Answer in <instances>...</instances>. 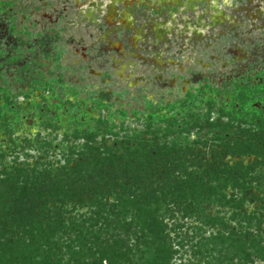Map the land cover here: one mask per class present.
Here are the masks:
<instances>
[{
	"label": "trees",
	"instance_id": "obj_1",
	"mask_svg": "<svg viewBox=\"0 0 264 264\" xmlns=\"http://www.w3.org/2000/svg\"><path fill=\"white\" fill-rule=\"evenodd\" d=\"M1 13L12 42L0 67L17 69L27 98L49 92L29 105L41 119L54 112L67 144L56 161L46 152L6 161L22 143L0 139V264H264V68L121 107L114 91L80 98L61 71L62 51L51 55L54 38H14L13 17ZM36 44L54 59L48 76ZM24 45L33 59L20 64ZM0 93V131L11 134L23 107L8 85ZM188 250V262L177 261Z\"/></svg>",
	"mask_w": 264,
	"mask_h": 264
},
{
	"label": "crops",
	"instance_id": "obj_2",
	"mask_svg": "<svg viewBox=\"0 0 264 264\" xmlns=\"http://www.w3.org/2000/svg\"><path fill=\"white\" fill-rule=\"evenodd\" d=\"M38 1H40V5L31 8L27 1L22 2L18 6L14 0H0V8L6 12L4 13L7 15L6 17H13L15 25L13 37L21 36V40L26 41L28 34L31 33L32 42L37 43L39 39L52 36L54 40L52 44L53 53L51 55L53 56L57 51H62L60 60L61 71L65 72L67 83L78 89L79 87L83 88V91L88 93L86 97H89L91 93H98L102 90L114 91L117 93L116 101L118 106L121 107H127L128 104H132V100H136V103L142 100L144 105L145 100L151 101L152 99H147L142 87L138 88L139 92H136L137 88L133 87L134 89L132 90L129 86L113 88V84L110 83L113 78V73L110 71L111 68L116 67L117 71L114 74L122 77L125 83L132 78L137 80L139 77L135 76L136 63L140 60H146V54L143 52L150 50V48L155 51L157 46L161 44L165 49H169L173 35L181 36L186 41L206 44L209 41L207 34L211 28L220 30L215 37L217 39L218 36L228 35V32H237V28L242 25V21L237 14L240 8L236 6L234 0ZM245 1L247 2L246 16L252 20L264 22V0ZM203 2L206 3V7L200 10V5ZM7 3H10V5ZM227 7H232L233 10L229 11ZM160 9L168 11L169 17L158 19L157 14L160 13ZM166 11H163V13ZM176 11L182 12L181 18L178 17ZM189 11L194 12L196 15L198 14L196 20L190 17ZM205 14H208L209 20L202 19ZM2 15L1 13L0 52L7 43L9 45L12 42V36L9 34L6 22L1 18ZM177 18L178 20H176ZM177 21L179 22L176 23ZM95 45L99 47L98 52L92 54L91 47ZM27 49L32 53L33 48L30 49L27 45L20 48V54H23L25 59L20 64H24L25 61L27 62L32 58V55L27 57L25 54ZM33 50H35L33 57L41 65L39 66V71L48 76L50 70L56 68L54 59L44 53V51H40L37 44ZM14 51L15 49L12 52L15 53ZM155 53L151 60L157 63L158 61L156 60H158L159 55ZM239 54L240 61L248 62L244 51H239ZM72 55H80V58L74 57L72 59L70 57ZM231 55L233 57L231 61L233 62L234 59H237V54L233 53ZM178 57L176 54L168 56L165 65H178ZM94 61H104L106 65L98 70L92 65ZM108 63L111 64V67ZM248 63L247 72L253 71V69L257 70L254 62ZM179 67V74L174 73L172 75V79L176 78V80L168 82L166 85L170 89L176 87L177 92H182L184 95L190 88L196 87L199 80L196 81V84L192 77L187 78L185 76L183 66L179 65ZM10 68V66L0 67V73L11 70ZM16 70L15 68V74ZM74 74L80 78L79 82H72ZM89 77H93L98 81L99 89H86L88 85L91 86L92 84L87 83ZM205 77L211 78L208 75ZM223 77L218 81H221ZM25 87L28 89L29 85L26 84ZM122 99L126 100L123 101Z\"/></svg>",
	"mask_w": 264,
	"mask_h": 264
},
{
	"label": "rangeland",
	"instance_id": "obj_3",
	"mask_svg": "<svg viewBox=\"0 0 264 264\" xmlns=\"http://www.w3.org/2000/svg\"><path fill=\"white\" fill-rule=\"evenodd\" d=\"M18 6L22 4V2H26L30 5L31 8H35L36 6L40 5V1L38 0H14ZM234 3L237 7H239V11L237 12L238 18L242 21V25L237 28V32H228V35L225 36H218L216 39L215 37L219 34V29L211 28L208 31L207 38L209 37V41L205 44L203 42L195 43L192 41H186L181 36L173 35L170 47L164 48V46L158 45L157 48L154 49L150 48V50H146L143 53L146 54V60H140L136 63V70L135 76L139 77L137 80L134 78L130 79L128 82L125 83V80L122 79L118 74H114L117 71L116 67L111 68L110 71L113 73V78L110 80V83L113 84V88L115 87H126L129 86L132 90L133 87L137 88L136 92H139L138 88L142 87L144 94L147 95V99H152L153 101L157 102L161 98L164 99L165 102L172 101L175 97L181 98L183 97L182 92H177V90L170 89L166 83L175 81L176 78L172 79V75L175 73L179 74V65L183 66L185 71V76L187 78L194 79V82L198 81L199 79H204L206 75L210 76V80L213 83L214 80L218 81L225 75H239L247 72L248 62H254L255 68L260 70V68L264 67V22L260 20H252L246 16V4L245 0H234ZM264 6V1H263ZM206 7V3H202L200 5V10H203ZM229 11L233 10L232 7H227ZM48 10V9H47ZM142 10V9H141ZM138 11V10H137ZM161 10L160 13L157 14L158 19H164L169 17L168 11ZM178 13V17L181 18L182 12L176 11ZM190 17L193 20L197 19V15L189 11ZM35 17V16H34ZM203 20H209L208 14L203 15ZM178 20V18L176 19ZM2 21V20H1ZM177 21L176 23H178ZM257 27V28H256ZM190 28H192L190 26ZM4 42V41H3ZM1 42V43H3ZM210 45V46H208ZM91 53L95 54L98 52V46L95 45L91 47ZM90 49V47H88ZM24 51V50H23ZM239 51H244L246 53L247 61H240V54ZM156 52V53H155ZM158 54L159 58L157 63L152 61L153 54ZM233 53L237 54V59H233ZM27 57H30L31 51L27 49L26 53ZM24 54V55H25ZM178 55V65H165L167 62V57L172 55ZM80 55H72L70 56L72 59L74 57L80 58ZM103 60V57H102ZM245 60V59H244ZM111 67V64L108 63ZM93 67L97 68L98 70L101 67L104 68L106 63L104 61L95 62L92 64ZM46 68V67H45ZM11 70L3 71L0 73V86L8 85L11 89V93L14 95L13 99L17 105L23 107L20 115H22V121L17 125L16 130L13 133H5L4 130L0 131V139L2 143H7L10 139H15L16 141L22 143V146L17 147L15 152H8L6 156V161H12L15 157H19V160H28L32 161L35 160L37 157L41 156L44 152L48 155L47 158L51 160H58L62 158L61 152V145L67 144V140L65 139V128L63 126L56 127L54 120H50L49 117L52 119L54 116V112L51 111L49 116L39 117V112L35 111L30 107V102L32 99L35 98L36 101L40 100L39 95L43 92L45 95H48V91H36V94H31L29 98L25 95L20 94L19 92V83L16 82L14 79L15 68H10ZM256 71V70H255ZM198 74V77H195L194 74ZM73 75L72 82H79L80 78L78 76ZM204 76V77H203ZM92 83L91 86L88 85L86 89H99L100 86L98 85V81L93 78L89 77L87 83ZM219 82V81H218ZM97 84V85H95ZM184 84V83H183ZM197 84V83H196ZM198 85V84H197ZM180 86V85H178ZM91 87V88H90ZM78 89V88H77ZM80 89V98L88 96V93L83 91V88L79 87ZM1 98V93H0ZM72 101H75V98H72ZM116 97L113 100L116 101ZM125 101L126 99H122ZM132 100V99H131ZM136 100H132V105H136L140 108H143L142 100L139 103H136ZM45 104V103H44ZM118 105V104H117ZM88 111L92 110L91 104L87 106ZM48 111V110H47ZM109 110L105 108L103 113L107 115ZM94 113H97L95 110ZM116 122H120V118L117 116L115 117ZM47 120H50L51 124H45ZM60 122H57L59 125ZM126 125L130 127H138L142 129V121L135 120L133 118H129L126 120ZM32 138L33 140H38L42 142H51L52 145H45L41 146L38 143L31 142L30 144L26 142H22L24 138ZM194 137V136H192ZM25 145V146H23ZM6 146V145H5ZM7 147V146H6ZM42 148V149H41ZM28 154V155H27ZM0 159V163H1ZM187 227L184 228V230ZM189 249L187 246L185 250ZM182 257L180 258V255ZM177 261H185L191 258V251H183L178 256ZM106 264V263H105Z\"/></svg>",
	"mask_w": 264,
	"mask_h": 264
},
{
	"label": "flooded vegetation",
	"instance_id": "obj_4",
	"mask_svg": "<svg viewBox=\"0 0 264 264\" xmlns=\"http://www.w3.org/2000/svg\"><path fill=\"white\" fill-rule=\"evenodd\" d=\"M8 39H9V38H8ZM233 75H234V74H233ZM194 76H195V77H198V74H195ZM203 77H204V76H203Z\"/></svg>",
	"mask_w": 264,
	"mask_h": 264
},
{
	"label": "built area",
	"instance_id": "obj_5",
	"mask_svg": "<svg viewBox=\"0 0 264 264\" xmlns=\"http://www.w3.org/2000/svg\"><path fill=\"white\" fill-rule=\"evenodd\" d=\"M40 96V95H39Z\"/></svg>",
	"mask_w": 264,
	"mask_h": 264
}]
</instances>
